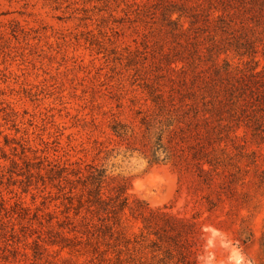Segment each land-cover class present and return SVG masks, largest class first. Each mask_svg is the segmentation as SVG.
I'll return each instance as SVG.
<instances>
[{"label":"rangeland","instance_id":"obj_1","mask_svg":"<svg viewBox=\"0 0 264 264\" xmlns=\"http://www.w3.org/2000/svg\"><path fill=\"white\" fill-rule=\"evenodd\" d=\"M167 3L210 20L187 15L173 39ZM186 41L201 64L193 74L177 63L172 79L194 80L207 100L187 144L220 162L211 183L174 161L150 165L113 132H142L141 80L167 90L161 55ZM91 170L105 172L106 191L125 183L129 205L188 227L164 221L155 236L124 210L111 237L86 194ZM119 260L264 264V0H0V264Z\"/></svg>","mask_w":264,"mask_h":264},{"label":"trees","instance_id":"obj_2","mask_svg":"<svg viewBox=\"0 0 264 264\" xmlns=\"http://www.w3.org/2000/svg\"><path fill=\"white\" fill-rule=\"evenodd\" d=\"M168 4V3H167ZM199 7L189 9L185 14V8L177 7L169 3L162 8V18L170 26V35L173 39H181L185 36V27L181 23L182 18L189 17L191 21H197L200 17L206 21L210 20V13L208 11H198ZM177 15L176 20L172 17ZM190 21V25L193 23ZM181 53H176L174 56L170 54H162L160 79L167 78L170 87L167 90L165 85L156 80L155 82L149 79H143V91L146 93L147 100L150 104L149 110L137 112L140 116L139 125L142 132H134L127 126L117 125L118 131H113L117 137L127 142L131 148V152L137 151L150 165L156 166L164 163L174 161L182 166L187 173L194 171L197 177L205 176V181L211 183L210 174L217 170L220 162L210 157V154L199 147L188 145L189 141L196 140L200 133V124H207L209 114L204 107L207 105V100L200 90L197 91L198 86L193 80L189 85L185 83L177 88L174 87L172 75L181 72L182 68L177 69V63H185L195 74L196 70L201 64L200 56L198 55V45L185 42L184 45L178 44ZM189 46L192 52L188 50ZM186 52V54H184ZM175 66V67H173ZM225 72V71H224ZM219 69L213 71V76L220 79ZM227 74V73H226ZM207 92V87H206ZM213 130H215L213 128ZM206 134H210L212 130H205ZM139 146L137 150L134 148ZM207 166L211 170H206ZM88 179L84 182L86 194L89 199L91 207L96 209V212L103 214L102 222H110L109 225H104L105 231L114 235H120L115 228L121 224L120 215L124 210H127L130 216L139 220L145 231L154 232L157 236L158 231L162 228L160 223L164 222L166 225L172 224L173 228L183 229L187 224L184 220L168 218L166 214L159 211H151L145 202L135 200L132 205H129V197L126 192V184L122 183L117 186L107 188V178L104 171L91 170ZM87 187V188H86ZM106 194H109L106 197ZM120 264L122 262L118 261Z\"/></svg>","mask_w":264,"mask_h":264}]
</instances>
